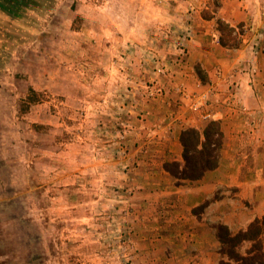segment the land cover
<instances>
[{
    "label": "rangeland",
    "instance_id": "374dc122",
    "mask_svg": "<svg viewBox=\"0 0 264 264\" xmlns=\"http://www.w3.org/2000/svg\"><path fill=\"white\" fill-rule=\"evenodd\" d=\"M0 2V264H186L161 126L191 41L202 86L221 51L264 52V0Z\"/></svg>",
    "mask_w": 264,
    "mask_h": 264
},
{
    "label": "crops",
    "instance_id": "0c3cea01",
    "mask_svg": "<svg viewBox=\"0 0 264 264\" xmlns=\"http://www.w3.org/2000/svg\"><path fill=\"white\" fill-rule=\"evenodd\" d=\"M196 42L189 43L188 62L178 69L183 93L169 104H177L173 107L177 115L170 114L165 119L166 127H161L168 131L172 127L173 134L178 131V141L183 130L200 129L203 121L190 109V97L206 89L214 120L221 124L224 133V146L216 169L200 180L182 181L178 185L181 246L187 249L186 264H219L221 244L215 226L225 225L236 234L264 217V52H254L249 47L228 53L221 51L219 63L224 67L216 68L219 74L215 68H204L209 81L202 86L192 63L210 59L212 53L201 51ZM248 59L255 68H250L249 63V68H242L243 60ZM178 141H175L177 160L181 158L183 162V147Z\"/></svg>",
    "mask_w": 264,
    "mask_h": 264
},
{
    "label": "trees",
    "instance_id": "16d2710c",
    "mask_svg": "<svg viewBox=\"0 0 264 264\" xmlns=\"http://www.w3.org/2000/svg\"><path fill=\"white\" fill-rule=\"evenodd\" d=\"M218 26L221 45L230 47L228 37L236 34V28L223 20L218 21ZM197 75H202L199 70ZM180 143L183 162L165 164V170L177 180V185L182 181L200 180L208 171L219 166L224 133L218 121H209L203 129L191 127L183 130ZM215 230L221 244L222 259L219 264H264V217L254 220L246 230L236 234L221 224L216 225ZM245 246L248 248L243 252Z\"/></svg>",
    "mask_w": 264,
    "mask_h": 264
},
{
    "label": "built area",
    "instance_id": "2783aa9c",
    "mask_svg": "<svg viewBox=\"0 0 264 264\" xmlns=\"http://www.w3.org/2000/svg\"><path fill=\"white\" fill-rule=\"evenodd\" d=\"M191 99V106L190 109L198 114L201 119L205 121H212L214 120V113L212 109L210 108L211 102H210V95L203 94L201 96H192Z\"/></svg>",
    "mask_w": 264,
    "mask_h": 264
}]
</instances>
